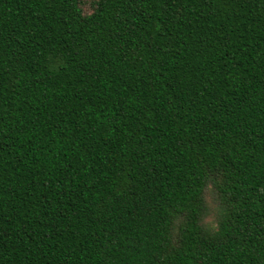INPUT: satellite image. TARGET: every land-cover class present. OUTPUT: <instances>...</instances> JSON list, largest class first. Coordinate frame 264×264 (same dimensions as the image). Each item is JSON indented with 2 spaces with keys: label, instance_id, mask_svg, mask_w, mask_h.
Listing matches in <instances>:
<instances>
[{
  "label": "trees",
  "instance_id": "trees-1",
  "mask_svg": "<svg viewBox=\"0 0 264 264\" xmlns=\"http://www.w3.org/2000/svg\"><path fill=\"white\" fill-rule=\"evenodd\" d=\"M0 264H264V0H0Z\"/></svg>",
  "mask_w": 264,
  "mask_h": 264
}]
</instances>
